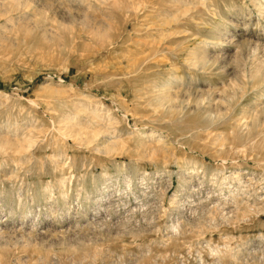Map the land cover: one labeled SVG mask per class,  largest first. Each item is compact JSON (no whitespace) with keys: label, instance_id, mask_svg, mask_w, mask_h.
Wrapping results in <instances>:
<instances>
[{"label":"rangeland","instance_id":"obj_1","mask_svg":"<svg viewBox=\"0 0 264 264\" xmlns=\"http://www.w3.org/2000/svg\"><path fill=\"white\" fill-rule=\"evenodd\" d=\"M0 264H264V0H0Z\"/></svg>","mask_w":264,"mask_h":264},{"label":"bare ground","instance_id":"obj_2","mask_svg":"<svg viewBox=\"0 0 264 264\" xmlns=\"http://www.w3.org/2000/svg\"><path fill=\"white\" fill-rule=\"evenodd\" d=\"M7 13V12H6Z\"/></svg>","mask_w":264,"mask_h":264}]
</instances>
